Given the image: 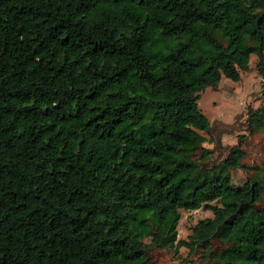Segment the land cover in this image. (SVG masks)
Returning <instances> with one entry per match:
<instances>
[{
	"label": "trees",
	"instance_id": "1",
	"mask_svg": "<svg viewBox=\"0 0 264 264\" xmlns=\"http://www.w3.org/2000/svg\"><path fill=\"white\" fill-rule=\"evenodd\" d=\"M251 54L264 79V0H0V264H139L213 238L217 264H264V173L231 183L240 140L192 157L199 92Z\"/></svg>",
	"mask_w": 264,
	"mask_h": 264
},
{
	"label": "rangeland",
	"instance_id": "2",
	"mask_svg": "<svg viewBox=\"0 0 264 264\" xmlns=\"http://www.w3.org/2000/svg\"><path fill=\"white\" fill-rule=\"evenodd\" d=\"M255 62L256 57L251 54L248 69L239 72L238 81L221 77L215 86H207L200 91L196 101L209 126L206 131H197L204 141L202 149H197L192 157L201 167H209L225 157L229 148L240 140L239 147L243 152L241 165L229 171L233 185H240L246 179L264 173V125L251 126L247 120L254 109L264 106V79L256 72ZM256 205L264 206V188ZM178 214L176 239H186L197 220L211 217V212L204 207L178 209ZM143 241L148 242V238ZM224 247V243L213 238L207 246L197 247L191 253L185 247H179L177 252L167 248L151 249L139 264H217L215 253Z\"/></svg>",
	"mask_w": 264,
	"mask_h": 264
}]
</instances>
